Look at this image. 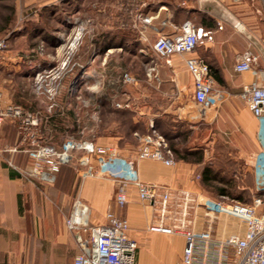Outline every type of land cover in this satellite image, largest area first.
<instances>
[{
    "label": "crops",
    "instance_id": "obj_1",
    "mask_svg": "<svg viewBox=\"0 0 264 264\" xmlns=\"http://www.w3.org/2000/svg\"><path fill=\"white\" fill-rule=\"evenodd\" d=\"M11 1L17 10L58 5L65 7V10L75 9V17L86 18L93 24L103 26L105 33H110L113 25L121 20L127 23L136 21L141 29V38L126 36L124 44L118 47L128 57L138 55L145 64L133 84L138 89L139 97L123 104L98 99L92 115L90 140L100 145H113L121 156L135 159L142 138L152 135L153 127H161L168 117L173 122L182 120L189 124L196 123L208 132L204 145L210 148H202L203 159L214 156L209 162L214 166L217 161H243L248 169L247 187L251 191L254 188L258 191L261 175L257 170V161L263 150L256 140L259 124L238 93L245 83L251 81L264 86V0H183L178 7L173 5V0H159L156 6L143 11L144 15L152 17L149 24L142 23L138 15L130 17L115 13L114 9L117 8H130V12L133 11L134 5L126 7L124 0H93L96 2L86 6L88 0ZM137 12L139 14L140 10ZM185 21L209 33V37L198 43L192 55L203 60L209 70L216 72L221 79L220 83L213 79L214 88L220 96H211L204 109L194 99L192 78L184 65L187 56L172 55L160 59L144 44L148 41L151 47L150 42L157 35L177 34ZM235 24L241 26L242 32ZM115 40L114 36L109 35L101 48L97 49L96 56H102L103 67L112 56ZM247 48L258 56V60L251 71L237 73L234 65ZM5 93L1 90L0 98L5 99ZM19 100H14V104L24 102L23 99ZM67 101L66 96L60 98L59 105L51 113L46 112L49 111L48 105L39 112L37 104L33 103L31 112L39 117V143L59 148L67 135L68 123L74 127L80 123L74 110L67 108ZM116 104L122 105L115 108ZM125 111L131 112L129 128L121 129L110 121L109 115ZM17 141L14 127L5 123L0 128V143L11 146ZM215 143L222 147L214 148ZM32 149L11 154L10 159L16 166L27 168L35 154ZM5 154L0 153V264H72L78 244L76 233L66 228L65 219L76 198L88 205L93 224L103 223L108 209L119 218L126 219L129 236L134 240L140 233L138 230H147L150 224L157 222L155 211L141 204L133 191L128 204L124 208H117L113 200V182L82 178L78 172L82 166L77 161L79 168L72 165L74 181L71 192L45 186L40 190L35 184L21 180L17 172L7 166L3 161ZM135 164L137 176L143 182L166 186L178 193L189 191L203 194L199 179L192 177L195 166L201 163L194 165L179 161L175 167H168L158 161L142 160L135 161ZM70 166H62L60 171ZM60 179L63 180V176ZM198 211L200 220L204 221L203 210ZM243 234L244 226L238 219L228 222L224 218L216 222L212 232L217 239H232ZM178 243L183 245L180 241ZM136 257L135 253L134 264Z\"/></svg>",
    "mask_w": 264,
    "mask_h": 264
},
{
    "label": "built area",
    "instance_id": "obj_2",
    "mask_svg": "<svg viewBox=\"0 0 264 264\" xmlns=\"http://www.w3.org/2000/svg\"><path fill=\"white\" fill-rule=\"evenodd\" d=\"M157 2L131 0L140 10L138 17L144 24H149L152 17L144 15L143 11ZM235 27L242 32L239 24H235ZM205 37H209V33L185 21L177 34L157 35L150 47L160 59L172 55L187 56L184 59L185 69L192 78L195 102L202 109L208 106L211 96H220L214 88L207 64L192 55ZM77 39L78 36L72 44ZM6 47L7 40L0 38V53ZM257 60L258 56L247 48L236 61L234 71L249 72ZM57 72L49 69L48 72H37L35 76L36 90H45L49 100L56 94L55 87L53 91H48L43 83L49 76L54 78ZM123 80L126 83L133 81L128 74L123 75ZM69 90L72 91V87ZM238 97L259 124L256 140L263 150L257 161V170L261 175L258 191L264 192V86L255 81L245 83ZM116 106L121 107L118 104ZM6 122L14 127L18 141L0 149V153L27 152V148H33L35 152L27 168L16 166L11 159L6 160L7 166L15 170L21 180L45 187L53 186L61 167L77 161L82 166L78 171L82 178L106 177L113 182V200L117 208H124L128 204L131 189H134L137 200L152 208L157 216V222L150 224L147 229L150 232L178 234L182 237V264H264V197L255 195L249 204L218 201L200 193H178L166 186L143 182L138 178L135 161L152 160L168 167L174 165L172 153L164 138L155 134L154 130L152 135L142 138L135 159H128L121 156L115 146L100 145L88 139L69 137L59 148L41 144L39 117L19 105L0 104V128ZM196 179H199L198 175ZM199 209L203 210L205 218L202 229L196 228ZM221 215L238 219L244 226V234L232 239L215 238L212 235L213 224ZM65 226L77 234L78 252L72 264H134L137 243L129 236L128 221L119 218L113 211L107 210L103 223L93 224L88 205L76 198L65 219Z\"/></svg>",
    "mask_w": 264,
    "mask_h": 264
},
{
    "label": "rangeland",
    "instance_id": "obj_3",
    "mask_svg": "<svg viewBox=\"0 0 264 264\" xmlns=\"http://www.w3.org/2000/svg\"><path fill=\"white\" fill-rule=\"evenodd\" d=\"M182 1L173 0V5L178 7ZM94 2L96 1L88 0L85 2V6ZM125 3L126 7L133 6L131 0H124ZM154 5L156 6L157 3ZM132 9V12H130V8L127 10L117 8L114 11L130 17L138 15V9L136 7ZM74 13L75 9L65 10V7H60V5L17 10L14 8L13 1L0 0V38L7 40L6 49L0 53V91H5L7 96L5 95V99L0 98V101L3 102L2 106L19 105L30 112L34 108L33 103L37 104L36 109L39 112H42V109L48 105L49 111L46 112L51 113L59 105L60 98L64 99L66 96L69 103L66 105L67 108L74 110L80 123L76 127L68 123L67 135L62 140L69 137L90 140L92 115L94 109L97 108L98 99L112 100L115 103L123 104V102H129L131 98L139 97L138 89H135L133 84L145 64L140 61L138 55L128 57L118 47L124 44L126 36L131 38H141L142 36L136 21L127 23L125 20H121L113 25L110 33H105L103 26L93 24L86 18L75 17ZM109 35L115 37L116 45L112 50V56L108 58V62L106 61L107 65L103 67L101 65L102 56L97 57L96 52ZM76 36L78 39L72 44ZM150 43L152 44V42ZM144 44H146V49L151 50L148 41ZM49 69L58 70L57 76L54 75V78L49 76L43 83V87L48 91H53L55 87L56 94L50 100L45 90L41 89L38 92L35 88L36 73L48 72ZM124 74H128L134 79V82L126 83L123 80ZM70 87H72V91L69 90ZM19 99H23L25 103L14 104V100L20 101ZM31 103L32 105H30ZM132 107L131 105L130 108ZM115 108L118 107L115 106ZM130 113V111L113 113L109 115L110 121H113L121 129H127L129 128ZM165 120L170 127L161 128L157 132H167L164 140L170 148L174 160V165L171 167H175L179 162L171 150L172 147L179 152H183L185 148H195L194 150L210 148L204 145L208 132L202 130L200 125L176 119L174 124L171 117ZM2 147L4 148L5 145L0 143V148ZM221 147L220 144L215 143L214 148ZM10 155L9 153L5 154L3 161L6 162L7 159H10ZM214 158V156H207L203 159L200 166H195L196 169L193 170L192 177L196 179L200 169L206 164H210V160ZM216 159L219 158L216 157ZM190 163L197 164L196 158L191 157ZM212 168L221 177L231 180L234 185L233 197L222 199L209 190H203L202 193L205 196L218 201L243 204H249L255 195L264 197V192L256 191L255 188L252 191L248 189V169L243 161L238 159L230 162L217 161L215 166L212 165ZM60 176H63V180L60 179ZM58 177L57 183L48 188L53 187L52 189L58 188L71 192L74 181L73 167L62 168ZM96 179L110 180L106 177ZM35 185L40 190L44 189L41 185ZM131 191L134 192V189ZM220 218H224L228 222L237 220L228 215H221L216 219L213 227ZM203 223L204 221H201L199 217L196 228L202 229ZM138 232L140 233L135 239L137 243L136 264H182L180 258L183 245L178 242L183 243V239L180 235H164L150 232L148 229H141Z\"/></svg>",
    "mask_w": 264,
    "mask_h": 264
},
{
    "label": "trees",
    "instance_id": "obj_4",
    "mask_svg": "<svg viewBox=\"0 0 264 264\" xmlns=\"http://www.w3.org/2000/svg\"><path fill=\"white\" fill-rule=\"evenodd\" d=\"M134 7L136 6L134 5ZM209 74L215 81H217L218 83L221 82V79L216 72L209 70ZM116 113H120V112H116ZM173 123L175 124V121ZM167 126L170 127V125H167V122H164L161 127H157V126L153 127V130L157 132V131H160L161 128H165ZM158 134L162 136L163 138H165L167 135V132L165 131V132H161ZM171 150L177 156L178 161L190 163V158L195 157L197 163L203 162V150L202 149L189 150L188 148H185L183 152H179L177 149H174L172 147ZM67 165H71V166L73 165L75 168L80 167L76 164V161H72ZM199 183H200L201 188L204 191L209 190L213 192L215 196L217 197H220V198L221 197H227V198L233 197L232 189L234 185L232 184L231 180H227L224 177H221L217 171L213 170L211 163L206 164L200 169ZM240 199H243V198L240 197Z\"/></svg>",
    "mask_w": 264,
    "mask_h": 264
}]
</instances>
